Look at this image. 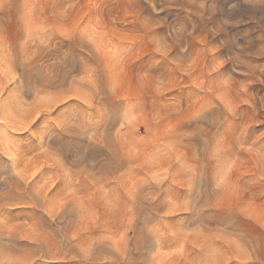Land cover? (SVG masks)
Instances as JSON below:
<instances>
[{"label": "rangeland", "instance_id": "374dc122", "mask_svg": "<svg viewBox=\"0 0 264 264\" xmlns=\"http://www.w3.org/2000/svg\"><path fill=\"white\" fill-rule=\"evenodd\" d=\"M233 2L218 0V7ZM249 2L241 0V23L234 26L248 47L264 33L261 0ZM166 11L170 21L185 18L182 9ZM141 15L130 0H0L1 105L12 93L31 105L49 99L44 113L57 108L38 113L13 144L8 132L32 123L10 127L0 106V210L7 209L0 215V264H264V125L257 122L234 145L223 137L213 145L201 123L213 102L204 97L169 111L128 113L112 133L77 123L93 127L95 112L83 106L104 103L95 68L85 63L73 72L65 64L80 67L79 47L108 61L113 97L204 85L192 74L195 61L178 62L188 81L142 74L133 83L120 45L142 39ZM143 24L152 26L147 17ZM153 44L161 55L171 46L159 37ZM260 52L264 46L253 63L264 66ZM17 61L30 67L26 84L42 78L54 86L8 93L19 77ZM149 64L145 59L138 67ZM169 95L186 99L189 90ZM215 95L228 113L237 112L230 93ZM120 118L117 105L105 123L114 129ZM41 143L56 150L34 153ZM38 201L42 207H35Z\"/></svg>", "mask_w": 264, "mask_h": 264}, {"label": "clouds", "instance_id": "9594fccd", "mask_svg": "<svg viewBox=\"0 0 264 264\" xmlns=\"http://www.w3.org/2000/svg\"><path fill=\"white\" fill-rule=\"evenodd\" d=\"M130 2L135 3L142 12V15L137 18L136 25V31L142 39L132 44L122 43L120 48L121 58L125 62L126 71L133 83L142 74H149L154 78L188 81L189 76L181 70L178 62L190 61H195L196 65L192 74L203 79L205 83L199 88H194L187 83L178 84L165 95H158L149 88L141 95L113 97L110 89L111 74L108 61L91 56L77 45L81 53L80 67L65 64L73 72H80L85 63L92 65L95 68L99 85V95L104 101L99 107L82 105L85 110L95 112L96 124L93 127H88L82 121L77 123L83 125L88 131L101 128L112 133L122 124L128 113L157 109L169 111L177 103L186 105L195 98L204 97L210 98L213 102L212 108L201 121L207 126V134L213 145L222 137L225 144L234 145L242 136H247L249 129L257 125V122L258 125H264V66L253 63L257 47L264 46V33L257 38L259 43H252L250 47H248L249 40L238 38L234 26L241 23V19L238 18L239 13L236 12L241 8V0H235L230 8L218 7V0H130ZM157 3L160 6H157ZM261 7H264V0H261L259 8ZM171 9H182L185 18L170 21L166 10ZM144 17H147L152 25L147 30L143 24ZM174 33L179 34L178 40L173 39ZM156 37L169 40L171 46L167 55H161L155 50L153 39ZM260 55L264 56V52H260ZM145 59H149L150 64L147 68L140 70L138 65ZM158 65H162L163 70H155ZM16 67L19 77L17 81L8 86V92L22 87L24 93L32 95L36 87L54 86L46 84L42 78L26 84L25 76L29 67L21 61L16 62ZM184 89L189 90L186 99L169 95ZM225 91L230 93L236 101L238 109L236 113H228L215 95L217 92ZM117 105L122 106V118L118 126L111 129L107 127L105 121ZM51 113L43 114L50 115ZM43 114L36 118L28 129L19 133L9 131L8 135L12 143L14 144L18 134L28 132ZM56 126L61 130L58 121H56ZM2 130V125H0V133ZM259 134H264V130ZM85 138L87 140L86 136ZM45 146L56 150L52 143H41L34 153Z\"/></svg>", "mask_w": 264, "mask_h": 264}, {"label": "bare ground", "instance_id": "6f19581e", "mask_svg": "<svg viewBox=\"0 0 264 264\" xmlns=\"http://www.w3.org/2000/svg\"><path fill=\"white\" fill-rule=\"evenodd\" d=\"M4 49V48H3ZM1 50V49H0ZM6 50V49H5ZM2 51V50H1ZM4 51V50H3ZM3 53V52H2ZM6 53H9L8 51H6ZM6 53H4V54H6ZM40 54V53H39ZM39 54L38 55H36V58L35 59H37L38 57L37 56H39ZM1 55V54H0ZM3 55V54H2ZM9 54H7L6 56H8ZM5 56V55H4ZM41 56V55H40ZM39 56V58H41ZM10 57V56H9ZM32 57V58H33ZM3 59V57H0V60L2 61V59ZM6 58V57H5ZM32 58H30V59H32ZM13 59V58H12ZM34 59V60H35ZM34 60H32L33 62H34ZM4 62H5V60H3ZM31 61V60H30ZM36 61V60H35ZM37 62V61H36ZM29 64H30V62H29ZM32 64V63H31ZM8 65V64H7ZM35 65V64H34ZM5 66H6V64H5ZM30 66V65H29ZM1 67H3V63L2 62H0V68ZM7 67V66H6ZM5 67V68H6ZM5 68H4V70H5ZM30 68V67H29ZM32 68H33V66H32ZM36 68V67H35ZM28 72V71H27ZM34 72V70H32V73ZM5 73H6V71H5ZM9 73V72H8ZM30 73V72H29ZM27 75V74H26ZM33 75V74H32ZM35 75V74H34ZM9 77V76H8ZM12 77V76H11ZM33 77V76H32ZM1 78H2V76H1ZM30 78V77H29ZM25 79H26V77H25ZM32 79V78H31ZM29 80V79H28ZM46 80V79H45ZM50 80V79H49ZM48 80V78H47V81H49ZM2 80L0 79V82H1ZM30 81H34V80H30ZM51 82V81H50ZM49 82V83H50ZM25 83H26V81H25ZM45 83H46V81H45ZM5 86V85H4ZM3 88H5V87H2V85L0 84V106H4L3 108L5 109V110H7V113H5V110H3V108H2V111H4V116H6V119L5 120H8V122L10 123V127L12 126V128H17V129H24L27 125H29L30 123H32V120H33V118H35L36 117V115L38 114V113H44V109L43 108H46V109H48V108H51V101L49 100V99H47L46 101L44 100H42V101H40V103L39 104H35V105H31L30 104V102H27V101H25L24 99H22V97H21V99H20V97H16V95L14 96L12 93H10L9 95H7V97L9 98V100H7V104L5 105H1L2 104V95H3V93H2V91H3ZM15 90V89H14ZM17 91H18V89H16ZM13 91V90H12ZM41 91V90H40ZM40 91H38V92H40ZM43 91V90H42ZM9 93V92H8ZM14 93V92H13ZM15 94H17V96H18V93H16L15 92ZM49 100V101H48ZM0 115H1V113H0ZM3 116V115H2ZM5 122V124H6V122L7 121H4ZM2 142V141H1ZM1 144V143H0ZM2 145V144H1ZM1 145H0V149H1ZM24 156H25V158H28V154H27V152H25L24 154H23ZM17 171H19L18 170V168H15Z\"/></svg>", "mask_w": 264, "mask_h": 264}, {"label": "snow or ice", "instance_id": "6c2138e0", "mask_svg": "<svg viewBox=\"0 0 264 264\" xmlns=\"http://www.w3.org/2000/svg\"><path fill=\"white\" fill-rule=\"evenodd\" d=\"M35 207H42V205L38 201ZM0 215L7 216V209L0 210Z\"/></svg>", "mask_w": 264, "mask_h": 264}]
</instances>
